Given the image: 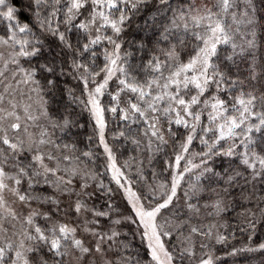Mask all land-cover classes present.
Wrapping results in <instances>:
<instances>
[{"label":"snow or ice","instance_id":"snow-or-ice-1","mask_svg":"<svg viewBox=\"0 0 264 264\" xmlns=\"http://www.w3.org/2000/svg\"><path fill=\"white\" fill-rule=\"evenodd\" d=\"M0 264H264V0H0Z\"/></svg>","mask_w":264,"mask_h":264}]
</instances>
